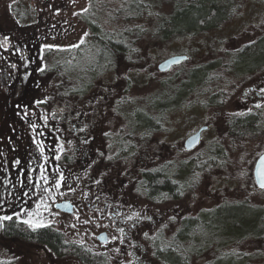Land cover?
<instances>
[{"label": "rangeland", "instance_id": "rangeland-1", "mask_svg": "<svg viewBox=\"0 0 264 264\" xmlns=\"http://www.w3.org/2000/svg\"><path fill=\"white\" fill-rule=\"evenodd\" d=\"M150 1L156 3L151 6L155 11L170 9V0ZM91 2H95V8L101 6L102 13L111 19L110 14L120 6H126L127 1L0 0V216L19 213L20 217L34 223L55 222L71 236L82 238L106 252L113 263L161 264L154 250L157 233L162 230L163 238H169L182 216L196 214L221 200L250 198L264 204V189L257 186L253 175L255 160L264 149V126L256 135L237 138L227 132L225 123L228 114L248 108L245 86L255 78L264 77V71L226 81L223 78L227 72L219 73L214 88L209 89L203 83L197 84L195 94L189 96L190 102H195L183 104L178 111L165 115L166 119H171L173 132L167 129L166 132L151 134L149 143L153 147L148 156L139 161L138 167L133 163L129 166L122 164L119 160L110 162L95 158V180L125 200L127 212L132 215V219L126 222H122L120 217L111 218V207L105 214H102L103 207L93 208V197L87 195L94 192L89 175L82 177L78 185L70 184L76 180L75 172L70 164L65 163L63 151L69 148L68 152H72L71 146L79 145L76 140L82 139V134L86 143L85 146V143L81 144L82 148H91L94 152L100 147L106 149L107 144L102 143V137L110 135L115 138L123 130L125 121L128 120L127 126L131 123L128 117L117 111L119 104L123 112H131L136 105L155 100L159 93L161 95L162 87L168 86L174 78L180 81L192 66L223 56L226 50L246 44L264 32V0H236L227 20L216 28L195 35L171 40L152 38L150 34L141 36L134 52L120 57L114 71L98 78L88 95L65 103L78 104L71 110L64 107V99L59 101L56 98L53 75L45 74L47 69L41 71L45 63L42 50L47 45L69 47L86 39L90 33L82 14ZM130 12H133L132 8ZM109 22L119 29L122 19L119 18V24L112 20ZM183 53L188 57L182 62L166 71L158 68L161 60ZM94 57V52L90 55L81 53L75 62L85 65L87 59ZM220 85H225L227 90L226 101L221 105L208 104L209 93L218 90ZM199 98L203 103L201 107L197 103ZM202 123H210L207 138L216 134V139L226 149L219 158H206L202 152L206 142L189 151L184 148L186 135ZM36 141L43 142V154L39 153ZM158 145L162 147L159 159L155 156ZM89 157L93 158V155H88L87 161ZM16 160L21 163L17 165ZM142 160H149L151 165L164 161L165 168L172 167L175 172H178L175 161L185 165L188 162L183 172L193 177L190 178L193 185L180 197L163 202L151 201L135 189L136 182L140 181ZM84 163L88 167L90 162ZM41 165L46 168L44 174L49 176V184L40 179ZM56 169L58 172L54 171ZM61 173L64 180L57 190L52 181ZM70 175V179H66ZM173 178L181 179L182 176L178 172ZM44 188L52 191L45 193ZM52 196L55 199H50ZM69 196L80 200L72 214L55 207L56 201ZM104 229L109 230L110 236L105 244L97 237ZM118 229H123V232ZM214 246L215 243L199 258L194 257L195 264L213 259L217 250ZM236 248L253 254L255 262L264 261V238H245L237 243ZM0 264L83 263L74 256L59 257L43 245L0 233Z\"/></svg>", "mask_w": 264, "mask_h": 264}, {"label": "trees", "instance_id": "trees-1", "mask_svg": "<svg viewBox=\"0 0 264 264\" xmlns=\"http://www.w3.org/2000/svg\"><path fill=\"white\" fill-rule=\"evenodd\" d=\"M126 1V6L122 5L110 14L111 19L102 13L101 6L95 8V2H91L82 14L90 34L77 44L78 47L53 46L43 49L45 63L42 69H47L45 74L53 75L52 79L56 80L53 85L55 96L59 101L64 99L63 104L70 99L88 95L98 78L114 71L120 57L134 52L137 39L141 36L150 34L152 38L171 40L216 28L230 17L236 0H170V9L165 11L151 9L152 4H156L154 1ZM156 1L158 3L160 0ZM131 8L133 12H130ZM119 18L122 19L121 24L118 23ZM109 20L115 21L120 28L112 27ZM91 52L95 53V57L87 59V64L75 62L81 53L90 55ZM234 54L240 70L251 69L256 63L264 61V32ZM206 71V65L199 64L181 77L179 86L189 87L204 82ZM256 119L257 115L251 112L236 114L231 119L237 120L233 129L253 127ZM185 167V164L180 163L177 169L184 183L189 176L183 172ZM173 175L164 172L162 177L157 178L156 171H151L146 174L145 181L153 190L159 183H163L166 188L171 186ZM0 230L6 236L49 241L52 245L59 239L56 231L33 228L23 220L14 218L4 221ZM249 237L264 238V204L250 198L232 199L185 217L176 232L164 239L162 244L157 243L154 250L162 264H195V258H199L215 243V257L201 264H264V261L252 260L253 254L236 248L237 243ZM61 249L59 246L57 252L63 253ZM98 264L108 263L100 257Z\"/></svg>", "mask_w": 264, "mask_h": 264}, {"label": "flooded vegetation", "instance_id": "flooded-vegetation-1", "mask_svg": "<svg viewBox=\"0 0 264 264\" xmlns=\"http://www.w3.org/2000/svg\"><path fill=\"white\" fill-rule=\"evenodd\" d=\"M243 45L245 44H242L237 48L226 50L223 56L221 55L218 58L209 59L205 61L204 65H206L207 71H206V75L204 76V82H200V84L202 85L203 83L206 89L214 88L213 84L216 83L217 80L219 79L217 77L219 73L220 75H222L221 73L227 72V76L223 78L226 81V79H229V78L230 80L232 78L241 79L250 74H256L262 70L264 71V61L256 63L251 69L249 68L246 70H240L238 68L237 66L238 60L236 58V54L234 53H236L237 50H239V48ZM176 64L177 63L171 65L169 68H172ZM198 65L199 64L192 66L191 69L195 68ZM169 68L162 70V71H166ZM221 78L222 77H220V79ZM175 80L176 78H174L170 84L168 83V86L162 87L163 91L162 90L160 91L162 92L161 95L159 93L154 101L146 102L143 104L142 103L138 104L134 108L131 109V112H128V113L123 112L124 110L122 111L121 105L117 104L118 105L117 107L119 109V110L117 109V111L122 112L125 118L128 117L131 123L129 126H127L126 124L128 120L125 121L126 124L122 128L123 130H121L117 136H114L115 138H113V136L111 137L110 135H108L109 137H105V136L102 137L101 139L102 143L106 142L107 144L106 149H103V147L99 146L100 148L95 149V152H94L90 150L91 148L89 149H86L85 147L82 148L83 145L81 146V144L85 143L84 134H82L83 138L76 140V142L79 143V145L77 144L76 147L75 145L71 146L70 151L72 152H68L69 148L63 151V156L65 157V163L70 164L71 170L75 172L74 175H75L76 180L75 181L72 180L71 181L72 183L70 184L73 185L77 183L78 185L82 177H87V175H89L90 178L92 179L91 186L93 187L94 192L93 194H90L88 192L87 195L88 196L91 195L93 197L91 205L93 206L94 209H98L99 207L104 208L102 210V214L107 213L109 211V208L111 207L113 211L112 215H110L111 218L114 219L115 217H120V219H122V222H126L129 219V217H131L132 219L131 212L130 211L127 212V206H126L127 204L125 200L118 198L115 193H112L111 189L110 190L104 189L103 186L98 183L99 181L95 180V158L97 159L103 158V160H106V161L110 160V162L119 160L122 164H127L129 166V164L133 163L135 167L136 166L138 167L139 161L144 156L147 157L148 153L151 152V148L153 147V145H151L152 143H149L151 134H153L154 132H159V133L164 132V131L166 132L167 129H168V132H173L174 127L170 125L171 119L169 120L166 119L165 115L167 116V114L171 111L172 112L178 111L180 106H182L183 104L188 105L189 103L195 102V101L190 102L191 100L189 99V96L191 94H195L194 90H197V85L191 84L189 85V87H181L179 86V84L181 83V80L178 82ZM245 89L246 90L244 91V96L246 97V101L248 102L247 103L248 108H246L245 110H240V111L238 110L236 112L230 113L228 114L229 116H227V118L225 119V123L227 125V132L231 136L232 135L237 136V138H243L249 134L256 135L259 133L261 128L264 126V77L255 78L253 82L249 83L248 85L246 84ZM225 90H226L225 85H222V86L220 85L218 87V90H214L210 92L209 98L207 100L208 104L221 105L222 102L226 101L225 95L227 94V90L226 91ZM197 103L199 104L200 107L203 106V103L200 101V98H199V101L197 100ZM77 105L76 104H73V105L64 104V107L70 108L71 110H73L76 108L75 106ZM247 112L249 113L251 112L254 115H257V119L255 121L254 126L250 128L248 127L245 130H239L236 128L233 129V125L237 123V120L232 121L231 120L232 117L236 114L247 113ZM66 113H63V115L69 116ZM60 114H62V112ZM260 116H262V118ZM82 128L84 129L85 127L82 126ZM210 129H211L210 123L200 124L198 128H196L195 130H193L192 132L186 135V137L184 138V148L189 151L199 146L202 142H206L205 147L202 150L203 154L205 153L206 158H210V157L219 158L220 156L224 155L226 149L222 145V142L216 139L217 135L214 134L213 137L209 139L207 138L206 132ZM198 130H201V135H200V139L198 143H196L192 147H187L186 145L187 138L193 133L197 132ZM82 131L84 132V130ZM76 138L77 137H75V139ZM85 145L86 143L84 144V146ZM156 148H157L156 150L157 153L155 156L157 159H159L162 157L161 155L162 147L159 148V145H158ZM263 152H264V149L262 150V152H260V154L257 156L255 160L253 175H254L256 161ZM88 155L89 156L93 155V158L89 157L90 158L89 161H87ZM85 158H86V161H85ZM84 162H90L89 166L86 167V164ZM142 162L143 163L140 169V173H141L140 181L142 182L140 181L136 182L135 189L139 193L142 192L143 195L151 201L163 202L164 200H168V198L180 197L183 195V193L186 190H189L191 186L193 185L192 182H190V178L193 179V177L189 174L187 186H186V183L183 182L182 178L176 179L172 177L173 179L171 178L170 180L171 182L170 187L165 188L163 183H159V186L155 190H153L149 187L147 181H145L146 179L145 176L146 174H148V172L156 171L157 178L162 177L164 172L171 173L172 175L173 174L175 175L176 172L175 170H173L172 167L169 169H166L164 165V161L162 162L160 161L153 165H151L149 160H145V161L142 160ZM168 162H171V161H168ZM91 164H93L92 168H91ZM179 164L180 163H178V160H177L175 161L174 165L178 167ZM187 164L189 163L187 162L186 165ZM70 177L71 175L69 176V178H66V179H70ZM254 179H255V175H254ZM255 182H256V179H255ZM256 184L259 188H261L257 182ZM261 189H264V188H261ZM80 195L82 196L83 194H80ZM76 198L78 199L79 196L77 195ZM78 201H76L71 196H69L67 198H63L62 200L56 201L55 207L58 202H64V203L67 202L66 205L67 206L69 205V209L61 208V207L59 208L56 207V208L65 213L72 214L75 212V209H76L75 207ZM223 201L224 200H221L215 205H218L222 203ZM191 215H195V214H186L182 216L176 229L179 227V225L181 224L182 220L185 217L191 216ZM10 216H12L14 219H17V220L27 221L26 219L20 216H16L15 214H10ZM3 223L4 221L0 223V228H2ZM44 224H47L49 226L41 227V228H49L53 231H56V233H58L59 239L56 242H53V245L49 241L47 242V241H36V240H27V239L25 240L43 245L45 248L49 249L53 254L59 257H63L66 255L74 256L78 260H80L83 264H98L100 257L104 258V260H106L108 264H121V263H113L110 260L109 255L106 252L99 250L95 246L89 244L84 239L79 238L77 236H73V235L72 237L69 232L58 227L55 222L54 223L45 222ZM175 232L176 230L172 233V235ZM0 233L4 235L2 230H0ZM7 237L22 238L20 236H7ZM97 237L101 243H104V244L107 243L110 239L109 230L108 229L102 230L101 232H99ZM157 239H158L157 243H160V244L163 243L164 238L162 235V230H159V233H157ZM55 246L56 247L58 246V248H55ZM59 246L62 248L60 251L63 253L57 252V250H59ZM62 246H64L65 248ZM83 254L85 255L84 258L81 256Z\"/></svg>", "mask_w": 264, "mask_h": 264}, {"label": "snow or ice", "instance_id": "snow-or-ice-1", "mask_svg": "<svg viewBox=\"0 0 264 264\" xmlns=\"http://www.w3.org/2000/svg\"><path fill=\"white\" fill-rule=\"evenodd\" d=\"M83 11H87V9H83ZM82 42L83 41H81V43ZM78 46L79 45H72V47H78ZM46 47L52 48L53 46L52 45H47ZM178 62L179 61H170L169 63H178ZM41 71H43V69H41ZM38 103H40V102L38 101ZM44 119L47 120V117H45ZM32 128L35 129L36 128V125L33 124L32 125ZM36 143H37V147H38L39 153L40 154H43L44 151H45V148L43 146V142L36 141ZM44 159L47 160V157H44ZM56 159H59V156H56ZM15 163L17 165H19L21 162L19 160H16ZM262 164H264V161H262ZM39 171L41 172L40 179L43 181V183L44 184H49L50 178H49V176H47V175L44 174L45 171H46L45 166L44 165H41ZM54 171H57L58 172V169H56ZM63 180H64V177H63V174L61 173V174H59L58 178L55 181H52V183L55 184V187H56L57 190L61 187V182ZM33 187H39V185H33ZM260 187L261 188H264V180H261L260 181ZM70 190H72V189H70ZM43 191L45 193H50L52 191V189L51 188H44ZM25 195H27V193H25ZM61 195H63V193H61ZM50 199H55V197L52 196V197H50ZM42 202L44 203L45 206H47V202L46 201H43V198H42ZM37 207H40V205H38ZM56 207L59 208L61 206L60 205H56ZM15 215L16 216H19V213H16ZM12 219H13V217L10 216V215L0 216V223H2L3 221H10ZM129 219H131V217H129ZM24 222L27 223V224H29L33 228H36V227H47V226H49V225L44 224L42 222L34 223L31 219L30 220H27V221H24ZM85 222L87 223V221H85ZM73 227H75V226L73 225ZM118 231L123 232V229H118ZM145 235H147V234H145Z\"/></svg>", "mask_w": 264, "mask_h": 264}, {"label": "water", "instance_id": "water-1", "mask_svg": "<svg viewBox=\"0 0 264 264\" xmlns=\"http://www.w3.org/2000/svg\"><path fill=\"white\" fill-rule=\"evenodd\" d=\"M186 57H187V54L171 55V56H169V57H167V58H165L159 62V64H158L159 69L165 70V69L169 68L171 65L175 64V63H169L170 61L181 62ZM200 135H201V130H198L197 132L190 135L186 140L187 147H192L196 143H198V141L200 139ZM262 161H264V152L258 157L256 164H255L254 175H255V179H256V182L258 183V185H260L261 180H264V164H262ZM66 203L67 202H65V203L64 202H58L57 205H60L61 208H68L69 209V205L67 206Z\"/></svg>", "mask_w": 264, "mask_h": 264}]
</instances>
